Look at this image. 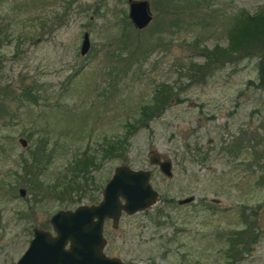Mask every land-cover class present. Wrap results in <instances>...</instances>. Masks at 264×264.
I'll use <instances>...</instances> for the list:
<instances>
[{"label":"rangeland","instance_id":"374dc122","mask_svg":"<svg viewBox=\"0 0 264 264\" xmlns=\"http://www.w3.org/2000/svg\"><path fill=\"white\" fill-rule=\"evenodd\" d=\"M146 1L151 20L135 29L127 0H0V264L18 259L33 227L50 230L48 218L55 211L91 204L88 199L98 202L117 165L149 170L157 197L146 212L122 214L116 228L104 221L106 255L124 264H224L217 233L238 227L242 209L255 219L259 240L242 251L240 261L228 264H264V88L255 85L259 54L212 59L200 73L191 66L205 62L204 48L225 47L235 15H252L264 0ZM20 3L25 6L18 9ZM84 32L89 48L81 55ZM157 37L160 45L145 50ZM126 50L137 61L128 71L125 59H111V53L123 56ZM159 82L171 86L179 100L169 97L147 127L132 132L120 156L101 158L95 152L89 174L100 190L90 186L88 197L72 199L73 204L71 194L57 199L47 185L68 175L65 165L82 151L92 155L103 136L123 133L121 124ZM26 85L32 86L35 101L22 93ZM240 131L248 132L249 148L237 159L219 152L222 141ZM44 139L52 161L35 178L18 180L11 171L19 167L20 155ZM152 152L171 160L170 177L148 164ZM258 152L262 170L253 167ZM35 179L43 185L33 184ZM189 195L191 202L177 204ZM165 202L168 217L160 220L166 223L155 228L149 215ZM171 236L175 240L163 255L161 243Z\"/></svg>","mask_w":264,"mask_h":264},{"label":"trees","instance_id":"16d2710c","mask_svg":"<svg viewBox=\"0 0 264 264\" xmlns=\"http://www.w3.org/2000/svg\"><path fill=\"white\" fill-rule=\"evenodd\" d=\"M25 6L24 3H20L16 5L19 9L20 7ZM228 43H226L225 47L218 48L214 46L211 49L204 48L202 51V56L205 57V62L201 64L192 63L191 66L196 68L194 72L200 73L203 68L206 69L207 63L210 60L222 59L229 57L232 53H238L242 56H252L258 53V61H257V73H258V81L255 84L256 87L264 88V6L254 12L252 15H245L237 13L233 19L232 25L230 29H228ZM12 36V35H10ZM151 41L154 43L150 44L145 50H150L154 48L157 44V41H162L161 38H151ZM156 47V46H155ZM126 53V54H125ZM124 55L122 56L120 52L111 53V59L114 61L126 60L127 64L124 67V71H128L134 64H136V59L133 57L134 53L126 50ZM148 53V51H144V54ZM32 86L26 85L24 91L26 96L32 101H35L36 96L31 92ZM114 89V87L112 88ZM29 94V96H28ZM36 94V93H35ZM179 100L178 96L175 92H173L172 87L164 84L163 82H159L153 86L151 90L150 96L148 100L139 105L138 111L132 117L126 118V120L121 124L122 132L121 134L111 135V136H103L101 141L96 147L94 153L92 155H88L85 151L79 155V158H73V162L67 163L65 166H68V175H64L63 179H60L59 182L56 180L55 184L51 186L48 184L47 187L51 190L57 199L61 200L63 195L71 194L70 199H76V201L86 196V192L91 188L100 190V186H96L94 184V179L92 175L89 174L92 168H95V152L99 153L101 158H116L121 155L122 152L128 146V137L139 127H147L148 122L151 120L153 116L158 115L161 110L166 106V103L169 97L173 96ZM248 133L247 131H240L238 135L228 139L227 141H222V145L220 146L219 152L223 153V155L231 156L233 159H237L242 151L249 148L246 142V138ZM250 140V139H249ZM28 150L26 156L20 155L18 168L16 167L11 171V174L16 177H21L25 179L26 177H36V174L43 173L46 170V166L52 161V151L47 148L46 139L40 140L37 144L33 145ZM33 148V149H32ZM261 152L256 153L254 155V163L256 166L254 168L263 169V166H259L258 161L261 159ZM77 158V161H75ZM79 166V167H78ZM81 174H79V171ZM78 172V173H77ZM83 179H79L78 176H82ZM90 175V176H89ZM88 176L89 178H86ZM18 179V180H21ZM79 179V180H78ZM22 181V180H21ZM25 181V180H24ZM63 181V182H62ZM80 181V182H79ZM33 184L37 183L38 186H42L43 184L35 179L32 181ZM89 183V185H88ZM11 186V185H10ZM13 188V187H12ZM33 188V187H32ZM32 194H34V188ZM37 196V194H35ZM40 196V195H39ZM74 196V198H72ZM41 197V196H40ZM88 197V196H86ZM89 203H94L92 199H88ZM74 200L70 201V204L76 202ZM168 202L167 200H165ZM35 203V200H33ZM164 203V205L155 210L154 216L149 215V221L152 223L153 227L160 228L166 223L163 220H160L161 217H165L167 215V207L169 203ZM147 210H145L146 212ZM239 218H238V227L232 228L230 230H226L225 232H220L218 234V243L222 244L220 246V252L223 255V259L225 260L224 264H228L230 261L235 263L241 260V253L244 250H248L250 245L258 242L259 234L258 228L255 223L254 218H250L248 215L244 214V211L238 210ZM177 231H181L177 228ZM175 240V237L171 236V238L164 240L161 244L163 245L162 249H164L163 255H166L170 244H172ZM179 251V249H177Z\"/></svg>","mask_w":264,"mask_h":264},{"label":"water","instance_id":"95a60500","mask_svg":"<svg viewBox=\"0 0 264 264\" xmlns=\"http://www.w3.org/2000/svg\"><path fill=\"white\" fill-rule=\"evenodd\" d=\"M127 17L135 29H143L151 20L146 0H127ZM87 32L82 34L79 53L88 51ZM21 146L25 141L18 139ZM148 164L170 177L171 160L152 152ZM150 171L134 169L127 165H117L104 183L100 200L91 204H80L72 209H60L48 218L50 230L33 227L32 237L22 254L13 264H124L116 256L103 252L105 239L103 224L110 221L116 228L122 214L132 215L151 206L157 192L149 182ZM25 190L18 188V195ZM192 195L177 200L178 205L191 202Z\"/></svg>","mask_w":264,"mask_h":264},{"label":"flooded vegetation","instance_id":"af4514ba","mask_svg":"<svg viewBox=\"0 0 264 264\" xmlns=\"http://www.w3.org/2000/svg\"><path fill=\"white\" fill-rule=\"evenodd\" d=\"M103 233V232H102ZM104 237V236H103ZM104 239H105V237H104ZM105 244H106V239H105ZM105 247V246H104Z\"/></svg>","mask_w":264,"mask_h":264}]
</instances>
